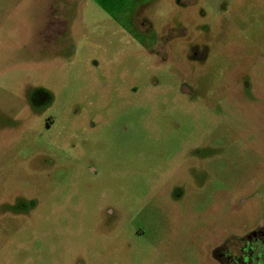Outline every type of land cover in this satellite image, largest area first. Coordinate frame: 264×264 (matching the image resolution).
<instances>
[{
    "label": "rangeland",
    "instance_id": "374dc122",
    "mask_svg": "<svg viewBox=\"0 0 264 264\" xmlns=\"http://www.w3.org/2000/svg\"><path fill=\"white\" fill-rule=\"evenodd\" d=\"M243 227L264 0H0V264H212Z\"/></svg>",
    "mask_w": 264,
    "mask_h": 264
},
{
    "label": "flooded vegetation",
    "instance_id": "af4514ba",
    "mask_svg": "<svg viewBox=\"0 0 264 264\" xmlns=\"http://www.w3.org/2000/svg\"><path fill=\"white\" fill-rule=\"evenodd\" d=\"M62 24L61 21L47 19L44 29L54 34L61 33ZM155 42L157 44L159 40ZM208 259L212 264H264V227H243L241 231L225 233L219 240L211 242Z\"/></svg>",
    "mask_w": 264,
    "mask_h": 264
}]
</instances>
